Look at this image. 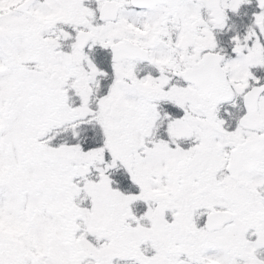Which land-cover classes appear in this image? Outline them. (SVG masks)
Segmentation results:
<instances>
[{"label":"snow or ice","instance_id":"6c2138e0","mask_svg":"<svg viewBox=\"0 0 264 264\" xmlns=\"http://www.w3.org/2000/svg\"><path fill=\"white\" fill-rule=\"evenodd\" d=\"M0 264H264V0H0Z\"/></svg>","mask_w":264,"mask_h":264}]
</instances>
